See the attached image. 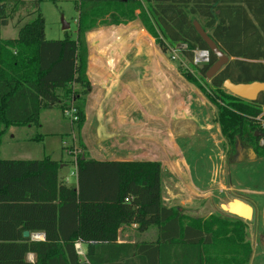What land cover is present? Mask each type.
<instances>
[{
	"label": "trees",
	"instance_id": "trees-1",
	"mask_svg": "<svg viewBox=\"0 0 264 264\" xmlns=\"http://www.w3.org/2000/svg\"><path fill=\"white\" fill-rule=\"evenodd\" d=\"M43 1L0 0V29L13 20L18 28L16 37L0 38V264L123 260L146 245L115 242L118 229L133 224L140 233L156 229L163 264H248L253 253L246 240L248 222L224 214L191 217L169 205L160 161H100L80 153L76 189L61 180L62 161L3 158L1 146L11 127H39L47 108L61 110L80 133L92 89L86 34L100 25L134 22L139 10L144 28L164 52L185 45L180 51L193 61L195 50L209 51L203 67L194 65L201 79L186 70L182 74L216 105L215 122L227 153H237L239 143L247 141L264 158V92L247 100L224 88L226 80L264 83V0H76V36L59 39L46 36ZM195 20L230 58L210 80L207 71L218 58ZM72 109L76 119L70 117ZM25 229L44 231L47 240L29 241L22 236ZM76 239L88 241V262L77 254ZM29 252L36 253L35 263L26 260Z\"/></svg>",
	"mask_w": 264,
	"mask_h": 264
},
{
	"label": "rangeland",
	"instance_id": "rangeland-1",
	"mask_svg": "<svg viewBox=\"0 0 264 264\" xmlns=\"http://www.w3.org/2000/svg\"><path fill=\"white\" fill-rule=\"evenodd\" d=\"M75 1L41 3L47 38L76 36ZM139 12L134 14L137 20L124 28L123 25H100L97 28L102 29L96 32L91 28L86 34L90 66L93 76L97 77L91 85L90 99L86 100V110L91 115L87 142L92 146H109L120 154L129 151L136 157L160 160L164 200L188 216L236 217L220 207L233 198L253 207L246 230V240L253 250L248 264H264V158L254 155L247 141L240 142L237 153H227L223 148L225 138L215 122L216 105L182 74L186 70L202 78L194 66L195 55L191 61L180 50L174 52L170 48L164 52L143 28ZM26 15V10L20 13L23 22L28 20ZM62 19L70 24L68 30L62 28ZM15 22L11 21L13 28H2V37L17 36ZM92 31L96 33L90 35ZM75 89L81 90L79 85ZM48 113L64 117L57 108L46 111L43 116ZM72 127V136L69 133L53 135L44 141L46 147L54 150L55 159L67 155L62 152V144H71L70 150H83V134ZM15 128L11 127L10 131ZM36 132L37 135L47 131L36 128ZM38 142L41 141H33L34 147L42 151L44 146ZM3 146L1 156L6 158H12V152L19 147L9 134ZM71 169L65 171L70 173ZM68 182L72 184L74 179L71 177ZM133 234L134 231H122L119 239L134 241ZM145 244L142 257L138 255L133 264H162L157 246Z\"/></svg>",
	"mask_w": 264,
	"mask_h": 264
},
{
	"label": "crops",
	"instance_id": "crops-1",
	"mask_svg": "<svg viewBox=\"0 0 264 264\" xmlns=\"http://www.w3.org/2000/svg\"><path fill=\"white\" fill-rule=\"evenodd\" d=\"M13 21H16V20H13ZM10 26L12 27L11 22L8 26H5V27H10ZM124 27L125 26H123V28ZM2 28L0 29V38L1 39L16 37V36L2 37L1 36ZM143 28H144V26H143ZM145 31L148 33V31L146 29H145ZM15 33L17 35L18 30L14 31V34ZM151 37H153V36H151ZM86 38H87V36H86ZM86 41H87V39H86ZM87 45H88V43H87ZM90 55L91 54H90V51L88 48L87 76L91 82V85L93 86L94 81L97 80V77L96 76L94 77L93 73H92V68L90 66V64H91ZM91 92H92V89H91ZM91 92L87 95L86 100L90 99L89 96L91 95ZM87 104H88V102H87ZM87 104L85 105L86 120H85L83 127H82V130H81V132L83 134L84 144H85L84 150H77V149L70 150L69 147L71 146V144H62L61 145V148L63 149L62 152L65 151L67 153V155L62 154L63 158H61V159H55L53 157L54 150L50 149L49 147H46L47 143H45L44 141L46 140V138L48 136L49 137L53 136V135L54 136H63V135H67L68 133L71 134L73 125H72L71 121L66 119V117H63V118L62 117H53V115L51 113H48L46 116H43L46 111L49 110L52 112V110L56 109V108H47L41 114L39 127L36 125H27V126H22V127H17L15 129H12L13 131L12 130L10 131V129H9L7 134H9V137L11 139L15 140V142L19 145V147L16 148L12 152L13 153L12 159L31 160V159H42L46 156H50L54 160L62 161L61 168L59 171V176L61 177V180L66 185L75 187L76 189L78 188L77 157H78V154H80V153L83 154L82 158L87 157V158L100 160V161H112V160H117V161H137V160L160 161V160L151 159V158L136 157L135 153L130 154L129 151H127V153L120 154V152L118 150L110 149V147L106 146V145H104V146L103 145H101V146L90 145L87 142L88 137L86 136L87 129H88V127H90V123H91L90 122L91 121V119H90L91 115L89 114L88 110H86ZM97 116L98 115H95L94 117H97ZM36 128H39L41 130L46 129L47 132H44L43 134L40 133V134L36 135V133H37ZM71 136H72V134H71ZM33 141L34 142L35 141H41L38 143L42 144L44 146V149L41 151L39 149L40 147L39 148L34 147V146H36V144L33 143ZM47 141H49V139ZM3 147L4 146L2 144L1 151H2ZM3 158H6V157H3ZM69 168L70 169L72 168L70 173H69V171L68 172L65 171V170H68ZM68 175L74 179V183L71 184L68 182V180L71 178V177L68 178ZM162 175H163V165H162ZM193 180L196 181L195 179H193ZM25 230H27V229H25ZM28 231H30V230H28ZM121 231H125V233L128 231H134L135 235L134 234L133 235H134L135 240L129 241L123 237H122L123 239L121 238V240H120L119 235H120ZM23 232H22V236H23ZM23 237L28 239L29 241H36V242L47 240L46 233L44 231H40V230L39 231L38 230L30 231V235L28 237H25V236H23ZM89 242H91V241H89ZM115 242L118 244H132L133 246L149 242L150 244L157 246L158 236H157V231L154 227H150L145 232L140 233L135 224H133V225H122L118 229ZM77 243L81 245V249L83 251V254H79L78 252H77V254L80 256L81 260L88 262V260L85 257L88 241L76 239L75 240V246ZM141 251H144V250L143 249H137L136 251H133V256L126 258V259H123V260H121V259L113 260V261L97 260V263H101V264H133L137 260L138 257L139 258L142 257ZM160 254H161V252H160ZM36 259H37V255L34 252H29L26 255V260L28 262L35 263ZM161 259H162V264H163L162 254H161Z\"/></svg>",
	"mask_w": 264,
	"mask_h": 264
},
{
	"label": "water",
	"instance_id": "water-1",
	"mask_svg": "<svg viewBox=\"0 0 264 264\" xmlns=\"http://www.w3.org/2000/svg\"><path fill=\"white\" fill-rule=\"evenodd\" d=\"M194 26L197 32L199 33V35L208 45L209 50L213 52L218 58L217 61L207 71L206 77L208 80H210L215 75H217V73L230 61V58L223 51H221V49L218 47L216 42L210 37L208 32L203 28V26L198 20L194 21ZM62 28L64 30H68L70 28V24L65 19H62ZM200 67H203V65H200ZM224 88L244 99L255 100L257 99L258 95L261 92H264V83L256 81L249 84H244V83L234 84L230 80H226L224 82ZM239 202L242 203L240 200ZM243 209H244L243 214L240 218L248 221L252 217L253 207L249 205L247 206L243 205ZM29 235H30V231L25 230L23 232V236L28 237Z\"/></svg>",
	"mask_w": 264,
	"mask_h": 264
},
{
	"label": "built area",
	"instance_id": "built-area-1",
	"mask_svg": "<svg viewBox=\"0 0 264 264\" xmlns=\"http://www.w3.org/2000/svg\"><path fill=\"white\" fill-rule=\"evenodd\" d=\"M185 45H177L175 47H172L171 49L175 52V50H181V48H184ZM195 62L196 65H201L203 63H207L209 61V51L208 50H195ZM74 109H72L71 113H70V117H72V119H76L75 115H73L74 113ZM264 124V122H263ZM76 250L79 254H83V251L81 249V245L80 244H76Z\"/></svg>",
	"mask_w": 264,
	"mask_h": 264
},
{
	"label": "bare ground",
	"instance_id": "bare-ground-1",
	"mask_svg": "<svg viewBox=\"0 0 264 264\" xmlns=\"http://www.w3.org/2000/svg\"><path fill=\"white\" fill-rule=\"evenodd\" d=\"M107 48V47H106ZM130 52V51H129ZM126 54V53H125ZM104 55V54H103ZM128 55V54H127ZM111 61V60H110ZM118 77V76H117ZM103 81V80H102ZM116 93V92H115ZM97 152V151H96ZM221 209L234 216H242L243 214V205L239 202V200H236V198H233L232 200L228 201L227 203H221L220 204Z\"/></svg>",
	"mask_w": 264,
	"mask_h": 264
},
{
	"label": "flooded vegetation",
	"instance_id": "flooded-vegetation-1",
	"mask_svg": "<svg viewBox=\"0 0 264 264\" xmlns=\"http://www.w3.org/2000/svg\"><path fill=\"white\" fill-rule=\"evenodd\" d=\"M240 144H241V143H239V146H238V147H240ZM238 151H239V149H238ZM251 151H252V153L254 154V152H253V148H252V147H251Z\"/></svg>",
	"mask_w": 264,
	"mask_h": 264
}]
</instances>
